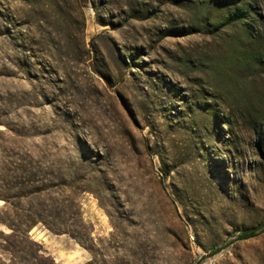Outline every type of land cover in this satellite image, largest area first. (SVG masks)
Instances as JSON below:
<instances>
[{
	"label": "rangeland",
	"instance_id": "rangeland-1",
	"mask_svg": "<svg viewBox=\"0 0 264 264\" xmlns=\"http://www.w3.org/2000/svg\"><path fill=\"white\" fill-rule=\"evenodd\" d=\"M0 264H264V0H0Z\"/></svg>",
	"mask_w": 264,
	"mask_h": 264
},
{
	"label": "trees",
	"instance_id": "trees-1",
	"mask_svg": "<svg viewBox=\"0 0 264 264\" xmlns=\"http://www.w3.org/2000/svg\"><path fill=\"white\" fill-rule=\"evenodd\" d=\"M98 18V21H99V23L101 24V25H106L107 24V22L102 18V16L100 15V14H98V16H97ZM142 47H136L135 49H136V51H134L131 55L132 56H130V57H127L125 60H124V62H126V63H135V60H134V58H135V56L142 50L141 49ZM92 49H93V51H94V57L96 56L97 57V55L96 54H98V52L100 53V50L99 49H97V48H95L94 46H92ZM94 58L95 60H97L98 58ZM97 72V74H100L103 78H105L108 82H110V80H109V76L107 77V75L105 74V72L103 71V70H96ZM258 230V226L257 227H252L251 229H249V230H246L242 235V238H249V237H253V236H255L256 235V231ZM15 232H21V230H15ZM218 251V249L216 248V249H214V252H217Z\"/></svg>",
	"mask_w": 264,
	"mask_h": 264
}]
</instances>
